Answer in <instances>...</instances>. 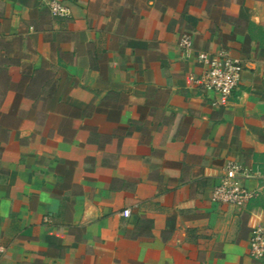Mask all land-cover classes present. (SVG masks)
Wrapping results in <instances>:
<instances>
[{
    "label": "crops",
    "instance_id": "1",
    "mask_svg": "<svg viewBox=\"0 0 264 264\" xmlns=\"http://www.w3.org/2000/svg\"><path fill=\"white\" fill-rule=\"evenodd\" d=\"M67 6L0 0V264H264V0ZM200 51L241 62L227 100ZM227 161L242 207L210 199Z\"/></svg>",
    "mask_w": 264,
    "mask_h": 264
},
{
    "label": "built area",
    "instance_id": "2",
    "mask_svg": "<svg viewBox=\"0 0 264 264\" xmlns=\"http://www.w3.org/2000/svg\"><path fill=\"white\" fill-rule=\"evenodd\" d=\"M47 7L50 15L56 19L71 16L67 1L69 0H40ZM178 46L182 54L189 55L192 46L191 36L187 33L180 35ZM196 61L202 67L201 75L196 81L206 90L215 92L223 101L227 100L236 89L242 64L226 51L208 53L200 51L196 54ZM254 175L250 168L237 161H227L223 166L222 175L211 192V201L225 203L235 207L244 206L257 192L250 190L243 184V179ZM129 208L122 210V215L128 217ZM249 253L256 260H264V228L254 225L249 240Z\"/></svg>",
    "mask_w": 264,
    "mask_h": 264
}]
</instances>
